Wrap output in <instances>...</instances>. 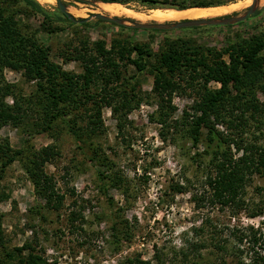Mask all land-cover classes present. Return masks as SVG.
Masks as SVG:
<instances>
[{
    "label": "rangeland",
    "instance_id": "obj_1",
    "mask_svg": "<svg viewBox=\"0 0 264 264\" xmlns=\"http://www.w3.org/2000/svg\"><path fill=\"white\" fill-rule=\"evenodd\" d=\"M60 1L71 23L59 16L56 0L39 2L51 23L45 24L20 0H0V19L34 38L44 55L70 74L83 73L80 61L73 59L75 52L96 57L95 43L102 42L111 51L119 78L113 74L106 89L113 98L110 105L100 101L104 83L93 79L86 88L93 98L69 114L77 120L75 132L55 120L51 130L39 133L35 124L40 119L34 111L19 126L0 129V145L7 144L13 156L0 173V264H26L29 253L40 257L38 264H138L137 260L147 264H236L240 260L246 264L254 251L262 253L264 176L250 177L241 207L210 204L204 183L206 175L213 174L211 158L216 150L211 144L215 142L205 141L209 148L203 143L192 147L183 118L192 116L191 108L205 90L219 88L206 75L210 66L223 62L229 68L230 54H241L250 42H261L264 54V0L240 23L170 30L135 29L95 18L82 22L100 12L96 8L100 1ZM122 6L145 14L170 9L141 0ZM248 7L211 18L242 15ZM172 22L176 21L159 23ZM131 44L141 48L148 67L138 70L133 61L140 65L141 60L136 51H129ZM171 44L186 56L173 76V111L166 108L168 99L162 101L153 89L150 72L158 65L159 53ZM70 55L71 59H65ZM202 59L204 65L195 70L187 65ZM100 70L108 73L114 68ZM1 74L14 94L30 97L36 92L35 81L23 69L4 67ZM253 85L260 106L255 116L246 112L242 124L235 121L238 128L217 125L233 143L240 138L243 148L264 140V78ZM229 89L235 95L242 88L231 83ZM6 101L11 103V97ZM94 101L100 105H93ZM164 110L166 117L161 115ZM221 149L234 159L241 155L236 144ZM46 152L50 155L41 163ZM34 173L49 179L51 190H44L42 180L35 183ZM234 228L244 233L243 242L232 235ZM251 236L254 243L249 242ZM218 242L220 250L215 247Z\"/></svg>",
    "mask_w": 264,
    "mask_h": 264
},
{
    "label": "trees",
    "instance_id": "obj_2",
    "mask_svg": "<svg viewBox=\"0 0 264 264\" xmlns=\"http://www.w3.org/2000/svg\"><path fill=\"white\" fill-rule=\"evenodd\" d=\"M20 1L29 12L39 15L45 24L53 21L49 13L43 9L37 0ZM98 1L126 5L131 0ZM141 1L149 2L151 5H163L162 7L183 10L194 7H215L237 0ZM59 16L71 23L70 17L66 13L60 12ZM82 25H87V23ZM261 48V42H257L255 45L250 42L247 50L244 51V48H241V54H230L231 65L229 68L223 62L217 63L214 67L210 66L206 75L209 79L218 82L219 88L215 91L205 90L200 101L192 106V116L190 117L184 112L188 118L182 117L192 147L197 148L199 144L203 143L206 148H209L210 144H207L209 145L207 146L205 141H208V143L215 142V144H211L214 145L211 147L216 150L215 152L212 151L213 157L211 158L213 174L206 175L204 184L209 189L207 200L210 204L219 205L221 208H239L244 205L243 195L250 177L254 174L264 176V140L261 144L254 142L244 148L241 146L242 141L240 138L239 141L235 140L236 150H241V155L234 159L230 152L221 149L224 145H227V148L231 143L235 145L234 140L224 136L222 132L217 130V125L220 123H225L227 129L238 128L239 125L235 121L240 120V124H242L246 112H252L251 115L254 117L259 111L260 106L252 89L254 83L264 78L262 69L264 54H261ZM129 49V51H136L139 54L141 64L138 65L137 61H133L138 70L148 67V62L143 59V53H141V48L138 45L131 44ZM44 52L45 50L40 48V44L34 38L28 37V35L23 36L14 24H10L6 19H0V129L6 125L19 126L27 113L34 111L40 119V123L35 124L39 129V133L51 130L55 120H62L68 125L69 129L75 132L74 125L77 120L71 119L69 114L74 110L77 111L82 106L84 107L93 98L92 95L90 97L86 88L90 87L94 78H100L104 83L101 88L103 92L100 96L101 103L105 105L112 103L113 98L108 96L107 87L113 81L112 75L116 73L115 78L118 79L119 74L115 71L116 64L111 58V51L106 50L102 42L95 43L94 53H96V57L87 56L86 51L75 52L73 59L80 61L83 67V73L79 75L62 70L57 64L50 61L46 54L44 55ZM69 57L65 59H71L72 55ZM185 57V52L181 51L177 45L171 44L159 53L158 65L150 68L153 75V89L160 95L162 101L168 99L166 108L171 111L175 109L170 106L171 95L176 89L173 76L182 67V61ZM100 58L103 61L98 65ZM186 61L190 62V59H186ZM204 63L205 61L202 59L187 65L195 70L197 66L204 65ZM4 67L15 70L23 69L24 75L35 81L36 92L30 97L14 94L11 89L12 86L3 81L1 73ZM102 67L104 69L114 68V71L105 73L106 71L100 70ZM231 83L242 88L239 93L230 95L229 85ZM84 89L86 90L84 91ZM7 97H11V103L6 101ZM165 98L167 99L165 100ZM43 103L46 105H43ZM93 103V105H100L96 101ZM164 112H161V115L163 114L166 117L168 112L166 113V110ZM235 112L240 114L234 116ZM262 112H264L263 108ZM227 115L232 118H226ZM94 129L95 127L91 130V133ZM202 130H206V133L203 134ZM9 152L10 148L7 144L0 145V173L6 165L13 161V156H10ZM49 155L50 153H47L42 156L40 162L43 163ZM196 155H199V153L196 152ZM34 172H37V170ZM34 174L37 175L34 181L38 184L42 180L41 176L37 173ZM49 181L46 178L42 180L44 190H51L52 187H50ZM232 235L238 242H243L245 235L239 228H234ZM255 241L254 236L249 238L250 243ZM215 247L218 250L222 249L219 242L215 244ZM38 261H41L40 257L31 253L27 255L26 264H38ZM137 261L138 264H147L141 260ZM209 264L217 263L212 262ZM236 264L245 263L239 260ZM246 264H264V251L262 250V253L254 251V255L249 258V262Z\"/></svg>",
    "mask_w": 264,
    "mask_h": 264
},
{
    "label": "bare ground",
    "instance_id": "obj_3",
    "mask_svg": "<svg viewBox=\"0 0 264 264\" xmlns=\"http://www.w3.org/2000/svg\"><path fill=\"white\" fill-rule=\"evenodd\" d=\"M41 4H49L52 0H37ZM253 0H237L221 6L215 7H194L183 10L175 9H155L150 10L147 14L135 11L116 3H98L96 8L100 11L99 13L108 16H124L132 18L137 22H146L154 20V22L164 21H179L184 19H203L221 16L232 11H239L251 5ZM263 0H257L256 5H260ZM113 14V15H111Z\"/></svg>",
    "mask_w": 264,
    "mask_h": 264
},
{
    "label": "water",
    "instance_id": "obj_4",
    "mask_svg": "<svg viewBox=\"0 0 264 264\" xmlns=\"http://www.w3.org/2000/svg\"><path fill=\"white\" fill-rule=\"evenodd\" d=\"M256 1L253 0L251 5L246 9L245 13L238 16H226L220 19L216 18H203V19H184L172 23H159V22H151V23H141L137 21H129L123 18H119L117 16H108L101 13H94L89 16L88 19H82V22H85L91 18H95L97 20H102L106 22H111L113 24L122 25L129 28L135 29H143V30H170V29H183V28H191L201 25L206 26H225L234 23H240L245 21L249 16L253 15L256 9ZM58 9L61 13H66L69 16V13L66 11V6L60 1L56 0ZM70 17V16H69ZM126 22H129L128 25Z\"/></svg>",
    "mask_w": 264,
    "mask_h": 264
}]
</instances>
